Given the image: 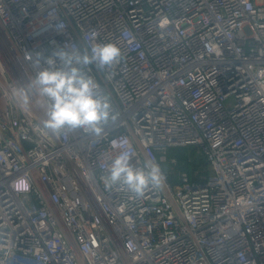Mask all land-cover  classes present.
Instances as JSON below:
<instances>
[{
  "label": "built area",
  "instance_id": "1",
  "mask_svg": "<svg viewBox=\"0 0 264 264\" xmlns=\"http://www.w3.org/2000/svg\"><path fill=\"white\" fill-rule=\"evenodd\" d=\"M0 41V264H264V0H0ZM107 43L119 63L84 69L116 115L101 135L14 102L26 52ZM186 146L210 173L173 184ZM124 152L164 185L107 190Z\"/></svg>",
  "mask_w": 264,
  "mask_h": 264
},
{
  "label": "clouds",
  "instance_id": "2",
  "mask_svg": "<svg viewBox=\"0 0 264 264\" xmlns=\"http://www.w3.org/2000/svg\"><path fill=\"white\" fill-rule=\"evenodd\" d=\"M120 57V49L112 43L97 44L83 53L75 45H67L48 57L42 53L33 57L26 52L25 58L31 60L37 71L27 83L14 86L11 96L21 110H29L33 104L43 110L45 119L41 127L54 136L65 129L99 136L103 125L115 120L116 115L110 99L97 94V83L84 69L93 64L100 70L111 68ZM165 180L159 164L148 161L137 167L127 152L109 163L104 177L107 190H126L135 199L143 197L148 188L160 189Z\"/></svg>",
  "mask_w": 264,
  "mask_h": 264
},
{
  "label": "rangeland",
  "instance_id": "3",
  "mask_svg": "<svg viewBox=\"0 0 264 264\" xmlns=\"http://www.w3.org/2000/svg\"><path fill=\"white\" fill-rule=\"evenodd\" d=\"M0 46L1 52L6 57V46L1 41ZM1 58L3 59V57ZM7 60V63L12 65L9 55ZM167 157L168 160L163 162V168L173 184H179L180 176L183 174L194 179L208 176L210 173L209 165L197 147H173L168 151Z\"/></svg>",
  "mask_w": 264,
  "mask_h": 264
}]
</instances>
